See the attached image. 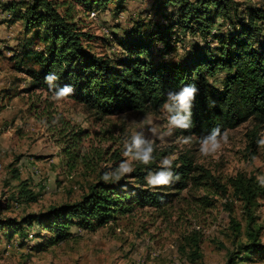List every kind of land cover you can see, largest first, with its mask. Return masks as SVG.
<instances>
[{
  "label": "rangeland",
  "instance_id": "rangeland-1",
  "mask_svg": "<svg viewBox=\"0 0 264 264\" xmlns=\"http://www.w3.org/2000/svg\"><path fill=\"white\" fill-rule=\"evenodd\" d=\"M226 1L228 17L214 18L202 32L192 12L182 22L178 5L161 0H110L92 11L75 6L72 22L82 44L97 55L117 57V39L127 38L146 44L147 53L138 55L142 60L181 64L196 49L215 52L219 39L239 30L252 9H264V0ZM13 2L22 12L31 0H0V201L9 205L0 209V220L21 223L28 214L74 203L104 174L122 176L124 184L134 186L131 173L139 168L149 186L152 176L170 172L184 154L194 178L161 207H134L89 230L71 227L69 237L53 244V226L43 230L35 222L23 224L21 236L1 225L0 264H264V258L242 248L250 234L264 245L260 120L249 117L227 129L215 139L217 150L204 154L194 136L169 126L163 106L101 115L72 99L58 100L31 84L27 69L37 66L25 52L41 51L43 43L40 30L26 27L25 19L5 8ZM257 26L255 46L264 45V21ZM111 37L116 40L109 45ZM224 75L219 71L207 80L221 87ZM77 130H82L77 156L70 159L62 149ZM185 137L191 138L188 143ZM149 148L156 160L147 170L140 156ZM165 157L170 165L162 163ZM123 166L132 172H123Z\"/></svg>",
  "mask_w": 264,
  "mask_h": 264
},
{
  "label": "trees",
  "instance_id": "trees-1",
  "mask_svg": "<svg viewBox=\"0 0 264 264\" xmlns=\"http://www.w3.org/2000/svg\"><path fill=\"white\" fill-rule=\"evenodd\" d=\"M109 1L31 0L22 12L18 11L15 2L5 5L6 9L16 13V18L25 19L26 27L40 30L38 37L43 43L42 50L25 52L37 66L36 69H27L32 86L55 95L65 85H70L73 91L66 98L98 114L115 115L132 110L140 113L157 110L165 102H170L169 91L172 95H178L184 86L195 85L199 91L192 107V126L187 130L174 128L175 133L192 135L203 142L213 136L218 138L224 131L249 117L258 118L264 128V45L255 46L259 32L257 22L264 21V9H252L239 30L219 39L215 52L196 49L181 64L171 61L153 63L138 57L146 52V44L129 42L127 38L117 39L120 50L113 59L97 55L82 44V34L72 22L75 6L92 11L105 8ZM161 1L178 5L182 10L178 18L182 22L192 12L195 26L201 32L207 31L214 18H225L229 14L226 0ZM106 40L111 45L116 39L111 37ZM219 71H224L225 75L221 87H216L207 79ZM49 73H55L58 79L45 82V76ZM177 112L180 116L187 115L185 111L177 109L168 116ZM81 133L82 130L71 133L62 149L70 159L77 156L74 148ZM179 158V165L170 171L171 185L167 187L147 186L145 172H140L138 168L131 173L136 180L134 186L124 184L122 176L107 177L106 181L102 177L74 203L28 214L21 219V223L8 218L0 220V226L14 228L12 233L15 230L21 236L23 226H30L33 222L43 230L53 226V244L69 237L71 227L77 231L89 230L104 225L115 214L127 213L134 207H161L168 203L170 196L185 188L189 179L194 178L190 176L194 169L190 158L185 154ZM154 160L156 156L151 151L147 163L141 160V168L148 170ZM20 193L28 200L33 198L28 191L22 190ZM1 208H9L8 203L0 201ZM234 225L237 231V224ZM249 236L251 241L242 248L264 258V245L256 241L252 234ZM41 245L37 244L36 249Z\"/></svg>",
  "mask_w": 264,
  "mask_h": 264
},
{
  "label": "clouds",
  "instance_id": "clouds-1",
  "mask_svg": "<svg viewBox=\"0 0 264 264\" xmlns=\"http://www.w3.org/2000/svg\"><path fill=\"white\" fill-rule=\"evenodd\" d=\"M58 79L55 73H49L45 76V82L50 83L52 80ZM73 89L70 85H65L59 92L55 95L57 99H63L72 93ZM198 88L195 85H186L182 88V91L178 95H172L169 91L168 98L170 102H165L163 104V109L167 111V113H172L174 110H183L187 113L186 116H180L177 112L176 115H169L168 124L171 128H180L187 130L192 126V107L198 94ZM218 131V128H217ZM190 137H185L184 142L188 143L190 141ZM140 141L136 140V145L139 148ZM259 143L264 144V140H261ZM219 147L218 143L216 142L214 136L211 139H204L201 143L200 141V151L201 153H209L215 152ZM152 149L149 148L147 151H144L143 154L140 156V159L147 163L150 159V153ZM172 159V158H171ZM162 163L165 165H170L171 160L168 157H165L162 160ZM123 172L131 173L132 169L128 168L127 166H123ZM172 175L171 172L160 171L156 175L152 176V178L148 181V185L151 187H167L171 185L170 183V176ZM107 176L106 174L103 175V180L106 181ZM176 179H179L176 176Z\"/></svg>",
  "mask_w": 264,
  "mask_h": 264
}]
</instances>
